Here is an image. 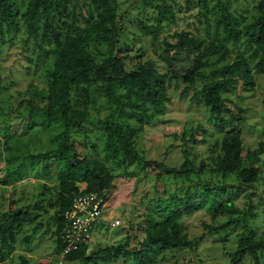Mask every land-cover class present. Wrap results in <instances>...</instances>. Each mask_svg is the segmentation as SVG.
<instances>
[{
    "label": "trees",
    "instance_id": "obj_1",
    "mask_svg": "<svg viewBox=\"0 0 264 264\" xmlns=\"http://www.w3.org/2000/svg\"><path fill=\"white\" fill-rule=\"evenodd\" d=\"M25 1V11L19 16L13 0H0V40L18 31V21L22 18L29 37L41 41L38 47L42 43L48 46L53 59L46 69L45 88H31L28 97L20 103L27 112L29 128L40 123L49 132L53 146L46 152L29 153V165L14 172L20 178L33 171L42 173L38 176H54L56 184L52 191L46 183L42 184L48 194L46 198L40 197L44 191H38L34 203L15 210L3 209L0 193V262L15 250L17 237L26 226L30 233L23 238L24 242L30 244L35 233L44 227L42 234L55 237L56 258L61 263L76 264L111 263L119 259L128 264H159L167 254L169 259L180 251L198 249L206 239L203 233L195 235L189 231V217L194 214L201 221L209 217L211 222L201 223L209 235L225 234L227 229H221L228 226L231 231L236 229L240 218L234 215L243 209L231 197L236 188H257V183L264 181L259 165H264V142L243 156V137L238 126L242 117L227 107L223 94L234 91L239 83L252 90L254 74L264 76V0H255V14L250 22L217 1L215 36L203 39L180 31L173 34L174 42L166 39L162 42L158 57L168 70L175 71L172 59L178 50L192 52L189 66L179 68L186 84L182 96L193 90L191 99L205 105L214 128L211 138L217 137L211 144L204 137L199 141L194 136L199 128L192 129L190 138L183 140L184 161L178 167L150 160L160 175L171 177L180 185L165 196L156 193L145 203L142 212L129 215L120 241L104 246L91 240L61 257L65 246L61 235L68 227L64 212L70 208L73 197L78 193L109 190L114 165L149 164L136 150L135 142L144 123L165 114L171 74L168 70L160 72L146 58L140 44L121 43L118 14L121 0ZM142 1L149 4L148 0ZM161 1L160 5H152L158 10L157 20H170L171 8ZM199 2L209 11L207 0ZM128 5L132 8L135 0H129ZM138 25L156 38L154 33L159 28L154 24L139 19ZM236 45L241 49H236ZM92 47L105 51L97 58ZM231 53L233 59L229 62L226 57ZM2 89L0 73V93ZM35 117H40L41 122ZM133 122L140 125L134 127ZM261 129L264 132V112ZM92 131L97 132L96 139L102 142V153L80 157L78 144L92 152L98 150L89 137ZM79 137L85 141L79 142ZM198 142L206 145L204 157L191 150ZM16 157L12 151L7 160L12 163ZM6 175L5 181L0 180V187L9 183L10 173ZM228 177H234L237 182L225 184ZM99 225L104 222L94 226L92 237ZM247 225L248 220L244 219L241 231L236 232L234 248L227 252V264H264V234ZM18 259V264H42L23 255Z\"/></svg>",
    "mask_w": 264,
    "mask_h": 264
},
{
    "label": "rangeland",
    "instance_id": "obj_2",
    "mask_svg": "<svg viewBox=\"0 0 264 264\" xmlns=\"http://www.w3.org/2000/svg\"><path fill=\"white\" fill-rule=\"evenodd\" d=\"M19 11V16L23 14L26 7L25 0H13ZM220 1L226 5L231 12L243 15L246 21L250 22L255 14V0H207L209 11L202 7L199 0H164L167 6H170L173 17L170 20H157L158 10L152 5L162 4L161 0H148L149 4L144 5L142 0H135V5L129 8V0H121L119 6L120 28L122 33L119 37L121 43L131 45L140 44L146 54V58L151 59L160 72L168 69L159 60V46L166 39L174 42L173 34L180 31H186L192 35L206 39L215 36V16L219 14L215 5ZM139 19L146 24H154L159 28L154 34L143 30L139 26ZM19 30L6 35L0 40V73L3 89L0 93V180L5 181V176L10 173L9 183L0 187V193L3 195V209H18L29 206L36 201V193L43 190L42 184L46 183L50 190L54 188L56 179L54 176H38L42 173L31 172L30 174L19 177L16 173L24 165H29L27 156L29 153L36 154L46 152L53 146L50 143V134L47 129L42 128L40 123L29 128L26 118L27 112L23 109L20 102L27 98L31 88H45L46 69L51 66L53 56L48 52V46L41 41L29 37L26 25L22 18H19ZM221 27L218 28L221 35ZM229 48H234L229 45ZM236 49L241 46L236 45ZM96 53L97 58L105 51L104 48H91ZM192 52L189 50H178L173 56V64L176 67L169 69L171 74L168 82L167 95L169 101L166 105L165 114L153 117L149 123L143 124V130L135 142L136 150L148 160L147 165L124 164L121 166H112L111 173L114 176L112 186L105 192L106 202L102 212L99 225L93 233V243H102V245L114 244L120 241L126 232L125 220L129 215L140 213L144 210L145 203L156 196V193L165 196L166 192L176 190L180 184L175 183L171 177H163L160 171L150 160L160 161L162 164L172 167L180 166L184 161L183 140H188L192 129L195 131V138L201 141V138L207 143H213L211 134L214 133L212 121L205 105L191 99L193 90L189 89L185 96H182L186 84L182 80V74L179 68L188 67L192 58ZM233 53L226 57L231 62ZM197 86L200 81H197ZM226 105L236 116L242 117L238 126L241 128L243 137V156L247 150L254 149L258 143L264 142V132L261 129L264 112V76L254 74V86L252 90H247L242 83H239L232 92L223 94ZM104 113L101 114V116ZM37 122H41L40 117H35ZM134 127H138V122H133ZM207 131V132H206ZM206 132V133H205ZM186 135L183 136L182 134ZM96 131L90 132V139L97 144V152H92L88 147L84 148L81 144L77 145L79 156L92 154L101 155L102 142L96 139ZM205 135V136H204ZM81 141L84 138L79 137ZM190 138V137H189ZM89 142V141H88ZM206 145L196 143L191 149L193 154L200 153L205 155ZM15 152L16 160L10 163L7 159ZM204 154V155H203ZM199 159V157H198ZM264 160V156L262 158ZM261 167V177H264V165ZM40 167V164L38 165ZM14 169L17 171L14 172ZM23 168L20 170L22 171ZM237 182L234 177H228L225 184ZM257 188L244 190L242 187L233 191L231 197L234 204L243 209L241 213L234 216L240 218V225L231 231L229 226L221 229L227 231L225 234H208L206 228L201 224L202 221L211 222L208 216L201 218L196 214L189 217L190 232L195 235L204 234L206 239L198 249L183 250L174 254V257L168 258L159 264H227L228 254L234 248L236 232H240L244 219L248 220V227L252 230L264 234V181L257 183ZM246 188V187H245ZM230 191V189H228ZM252 193L249 198L247 194ZM39 194V193H38ZM47 192L41 193L40 197L46 198ZM251 204V205H250ZM46 205V204H45ZM37 212H40L37 210ZM115 218H121V226H111ZM46 221H43V225ZM42 227L30 244L24 242L23 238L30 233L28 226L20 232L15 242V250L0 264H18L19 255L30 258L42 264H76L73 262H62L55 256V237L50 233L42 234ZM100 264H128V262L119 259L111 263ZM246 264V263H245Z\"/></svg>",
    "mask_w": 264,
    "mask_h": 264
},
{
    "label": "built area",
    "instance_id": "obj_3",
    "mask_svg": "<svg viewBox=\"0 0 264 264\" xmlns=\"http://www.w3.org/2000/svg\"><path fill=\"white\" fill-rule=\"evenodd\" d=\"M105 202V193L99 192L78 193L73 197L70 208L64 212L68 227L61 235L65 246L60 257L81 243L91 242L93 228L102 218ZM121 224V218H115L111 222V226Z\"/></svg>",
    "mask_w": 264,
    "mask_h": 264
}]
</instances>
